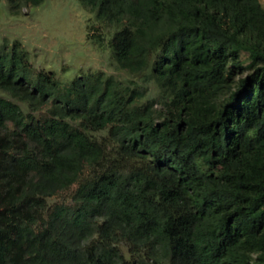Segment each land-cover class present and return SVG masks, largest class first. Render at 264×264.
Returning <instances> with one entry per match:
<instances>
[{"label":"trees","instance_id":"1","mask_svg":"<svg viewBox=\"0 0 264 264\" xmlns=\"http://www.w3.org/2000/svg\"><path fill=\"white\" fill-rule=\"evenodd\" d=\"M82 2L163 111L141 83L64 84L2 44L0 264H264V5Z\"/></svg>","mask_w":264,"mask_h":264},{"label":"rangeland","instance_id":"2","mask_svg":"<svg viewBox=\"0 0 264 264\" xmlns=\"http://www.w3.org/2000/svg\"><path fill=\"white\" fill-rule=\"evenodd\" d=\"M260 1L264 5V0ZM110 37L107 28L82 0H43L38 5L26 4L17 9L8 0H0V47L20 40L34 66L53 71L64 84L98 70L123 81L141 83L145 91L143 99H150L155 112L160 114L163 102L157 86L141 72L121 67L109 45ZM0 95L9 97L2 89ZM75 187L74 184L60 190L49 198V203L71 202Z\"/></svg>","mask_w":264,"mask_h":264}]
</instances>
